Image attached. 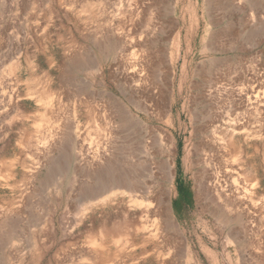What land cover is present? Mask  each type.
Masks as SVG:
<instances>
[{
    "label": "rangeland",
    "instance_id": "374dc122",
    "mask_svg": "<svg viewBox=\"0 0 264 264\" xmlns=\"http://www.w3.org/2000/svg\"><path fill=\"white\" fill-rule=\"evenodd\" d=\"M262 3L0 0V264H264ZM127 96L139 106L130 105L142 119L132 128L136 168L151 192L134 203L111 197L94 207L75 184L88 187L84 174L94 169L87 151L102 141L94 124L107 114L117 126L111 101ZM160 137L174 156L166 182L154 166ZM204 166L217 173V216L206 208ZM227 220L237 227L231 238L221 230ZM179 231L189 256L175 252Z\"/></svg>",
    "mask_w": 264,
    "mask_h": 264
},
{
    "label": "bare ground",
    "instance_id": "6f19581e",
    "mask_svg": "<svg viewBox=\"0 0 264 264\" xmlns=\"http://www.w3.org/2000/svg\"><path fill=\"white\" fill-rule=\"evenodd\" d=\"M131 1V0H130ZM209 2V1H208ZM236 2V1H235ZM250 2H252V0H250ZM260 2V1H259ZM131 3V2H130ZM255 4V3H254ZM261 5H263L264 6V4L262 3ZM240 6V5H239ZM255 6H256V4H255ZM253 6H250L249 8L251 9ZM257 7V6H256ZM257 9V13L256 14H258V9H259V7H257L256 8ZM262 9V8H261ZM252 11H253V9H251ZM255 10V9H254ZM256 12V11H255ZM260 12H261V10H260ZM260 12H259V14H260ZM263 12V11H262ZM148 13H150V12H148ZM253 13V12H252ZM264 13V12H263ZM262 13V14H263ZM254 14V13H253ZM261 14V15H262ZM252 15V14H251ZM253 16V18H254V15H252ZM257 17H259V16H257L256 15V18ZM261 17V16H260ZM264 20V19H263ZM233 22V21H232ZM258 22V21H257ZM165 23V22H164ZM253 23V22H252ZM169 27V26H168ZM223 30V29H222ZM231 31H232V29H231ZM252 31V30H251ZM230 32V31H229ZM210 33V32H209ZM221 33V32H220ZM227 33V32H226ZM232 33V32H231ZM256 33V32H255ZM258 33V32H257ZM212 34V33H211ZM249 34L251 35L252 33H250V31H249ZM261 34V33H260ZM141 35V34H140ZM213 35V34H212ZM222 35H224V34H222ZM255 35V34H254ZM253 34H252V36H254ZM259 35V34H258ZM260 36V35H259ZM211 37V36H210ZM224 37V36H223ZM258 37V36H257ZM212 38V37H211ZM230 38V37H229ZM251 38V37H250ZM249 38V39H250ZM140 39V38H139ZM205 41V40H204ZM223 41V40H222ZM174 42V41H173ZM141 44H143L144 45V43H141ZM180 45V44H179ZM207 45H210V44H207ZM126 47V46H125ZM165 48V47H164ZM208 48H210V46L208 47ZM202 49V48H201ZM122 50V49H121ZM142 50V49H141ZM146 50V49H145ZM126 51V50H125ZM159 51H161V50H159ZM137 52V51H136ZM149 52H150V50H149ZM155 52V51H154ZM153 52V53H154ZM171 52V51H170ZM169 52V53H170ZM135 53V52H134ZM152 52L150 53V54H153ZM157 53V52H156ZM161 53V52H160ZM159 54V53H158ZM136 55H138V54H136ZM141 55V54H140ZM146 55V54H145ZM157 55V54H156ZM160 55V54H159ZM159 55L158 56H156V57H158L159 58ZM127 56H128V54H127ZM132 56V55H131ZM143 55H141L140 57H142ZM161 56H162V54H161ZM160 56V57H161ZM177 56V55H176ZM148 57V55L145 57V58H147ZM151 57V56H150ZM153 57V56H152ZM142 59V58H141ZM147 59H149V58H147ZM160 60V59H159ZM163 60V59H162ZM142 61H144V60H142ZM153 61H156V60H154L153 59ZM174 61V60H173ZM176 61V60H175ZM149 62V61H148ZM158 62H160V61H158ZM171 62V61H170ZM153 63V62H152ZM166 63V62H165ZM126 64V63H125ZM143 64V63H142ZM141 64V65H142ZM145 64V63H144ZM149 64V63H148ZM156 64H157V62H156ZM156 64H155V66H156ZM160 65V64H159ZM165 65V64H164ZM170 65V67H168L169 69V71H174L175 70V63H172V64H169ZM76 66V65H75ZM122 66H124V65H122ZM143 66H145V65H143ZM149 66H150V64H149ZM148 66V67H149ZM168 66V65H167ZM178 66V65H177ZM127 67V66H126ZM135 67V66H134ZM146 67V66H145ZM151 67H152V65H151ZM158 67V66H157ZM161 67V66H160ZM125 68V67H124ZM150 68V67H149ZM165 68V67H164ZM130 69H132V68H130ZM144 69H146V68H144ZM151 69L152 68H150L148 71H149V73L151 72ZM154 69V68H153ZM161 69H162V67H161ZM92 70V69H91ZM146 70V71H147ZM163 70V69H162ZM180 70V69H179ZM120 71V70H119ZM157 71H159L160 72V69H158ZM165 71V70H164ZM143 72V71H142ZM163 72V71H162ZM180 72V71H179ZM230 72V71H229ZM164 73V72H163ZM151 74H153V73H151ZM146 75V74H145ZM160 75H161V73H160ZM169 75V74H168ZM206 75V74H205ZM148 76V75H147ZM151 76V75H150ZM157 75H155V77H156ZM162 76V75H161ZM161 76L159 77V79L161 78ZM151 77H154V76H151ZM216 77V76H215ZM217 78V77H216ZM220 78V77H219ZM137 79V78H136ZM162 79V78H161ZM207 79V78H206ZM142 80V79H141ZM174 80V79H173ZM209 80V79H208ZM207 80V81H208ZM225 80H227L226 78H225ZM158 81V80H157ZM157 81H156V83H157ZM217 82V81H216ZM263 82V81H262ZM159 83H160V81H159ZM162 83V82H161ZM212 83V82H211ZM218 83V82H217ZM161 85V84H160ZM216 85V84H215ZM240 85V84H239ZM212 86V85H211ZM50 87V86H49ZM154 88H155V86H153ZM163 87V86H162ZM178 87H179V85H178ZM210 87V86H209ZM218 86H216V87H214V88H217ZM236 87V86H235ZM164 88V87H163ZM170 88V87H169ZM220 88H221V86H220ZM157 89V88H156ZM156 89H153L152 90V92L155 90L156 91ZM225 89V88H224ZM243 89V88H242ZM150 90V89H149ZM168 90V89H167ZM222 90V89H221ZM230 90V89H229ZM158 91H160V88H159V90ZM215 91V90H214ZM213 91V92H214ZM224 91H227V89L226 90H224ZM233 91V90H232ZM236 91V90H235ZM242 91V90H241ZM45 92H46V90H45ZM50 92V91H49ZM126 92V91H125ZM151 92V93H152ZM231 92V91H230ZM238 92H239V90H238ZM81 93V92H80ZM124 93V92H123ZM155 93V92H154ZM157 93V92H156ZM168 93V92H167ZM212 93V92H211ZM215 93V92H214ZM227 93V92H226ZM236 93V92H235ZM162 94V93H161ZM228 94H230V93H228ZM243 94V93H242ZM58 95V94H57ZM79 95H81V94H79ZM221 95V94H220ZM239 95V94H238ZM107 96H108V94H107ZM111 96H113V95H111ZM115 96V95H114ZM151 96V95H150ZM153 96V95H152ZM157 96V95H156ZM163 96H165V95H163ZM215 96V95H214ZM225 96V95H224ZM236 96V95H235ZM240 96V95H239ZM247 96V95H246ZM117 97V96H116ZM241 97H242V95H241ZM240 97V98H241ZM108 98V97H107ZM174 98V97H173ZM172 98V99H173ZM220 98H221V96H220ZM223 98V97H222ZM228 98V97H227ZM233 98V97H232ZM239 98V99H240ZM248 98H249V96H248ZM109 99V98H108ZM160 99V98H159ZM161 99H162V97H161ZM215 99V98H214ZM243 99V98H242ZM107 100V99H106ZM171 100V99H170ZM228 100V99H227ZM249 100V99H248ZM253 100V99H252ZM255 100V99H254ZM119 101H121L120 99H119ZM163 101H164V99H163ZM215 101V100H214ZM110 101H108V103H109ZM157 102V101H156ZM160 103V102H159ZM161 103H163V102H161ZM173 103V102H172ZM214 103V102H213ZM218 103V102H217ZM216 103V104H217ZM256 103V102H255ZM171 104V103H170ZM99 105V104H98ZM111 105H112V109L110 110V115H111V117L114 119V118H118V120H115L117 123H118V125L116 126V125H112V126H110V122L109 121H107V114H106V116L105 115H102L101 116V118H98V122L96 123V124H94V127H95V130H97L98 132H97V134H99L100 133V139L102 140V141H100L99 143H97L96 145H95V147H91L89 150V152L87 151V162L89 161V162H91V164H89V165H91V167H93L94 169H91V171L90 172H88L87 174H84V175H86V177H87V180H88V182H89V184H88V187H86V184H85V186H81V184L79 183V182H77L78 181V178H77V176L75 175V173L78 175V173H79V171H78V169H76V171H75V173H74V175H75V181L77 182V184H75V187H76V189H75V192H76V190H77V192H80V194L82 195V193L81 192H83V194H85V200H88V201H91L92 203V206H94V207H96L97 206V203H96V200H98V202H101V203H103V204H105V203H107L110 199H111V197H119V201L120 202H124V201H133V203L134 202H136V199L137 198H142V197H145L146 196V194L147 193H150L151 192V186L149 185L150 183H148V181L146 180V179H141L140 178V174L142 173V171H141V169H140V173H138V169L136 168V166H137V164H138V159H135V154H136V146H138V145H136V142L134 141V138H133V127H134V125H136V124H139L140 125V123L142 122V119L137 115V113H135V112H133V110L131 109V107H130V105H133L135 108H139V106L136 104V103H134L133 101H132V99L129 97V96H127V102H122V103H117V102H115V101H111ZM164 105V104H163ZM101 106V105H100ZM166 106V105H165ZM164 106V107H165ZM169 106V105H168ZM168 106H166V107H168ZM220 106V105H219ZM105 107V106H104ZM108 107V106H107ZM133 107V108H134ZM145 107V106H144ZM157 107V106H156ZM155 107V108H156ZM160 107V106H159ZM109 108V107H108ZM218 108V107H217ZM100 109H102V107L100 108ZM99 110V109H98ZM102 110H104V109H102ZM163 110V109H162ZM161 110V111H162ZM220 110V109H219ZM107 111V110H106ZM166 111H167V109H166ZM104 112L105 111H103V114H104ZM137 112V111H136ZM99 113V112H98ZM167 113V112H166ZM201 113V112H200ZM219 113V112H218ZM102 114V113H101ZM157 114H158V112H157ZM165 114V113H164ZM109 115V116H110ZM159 115V114H158ZM166 115V114H165ZM165 115H164V118H166L165 119V121H164V123H167V125H169V123H170V120L168 119V116H166L165 117ZM218 115V114H217ZM249 115V114H248ZM149 116V115H148ZM151 116V115H150ZM162 116V115H161ZM216 116V115H215ZM163 118V119H164ZM216 118V117H215ZM240 119V118H239ZM110 120V119H109ZM151 120V119H150ZM158 120V119H157ZM173 120V119H172ZM93 121H94V118H93ZM112 121V120H111ZM146 121H148V120H146ZM95 123V122H94ZM115 123V122H114ZM229 123V122H228ZM232 123H233V121H232ZM171 124V123H170ZM234 124V123H233ZM43 125V124H42ZM231 125V124H230ZM116 127V128H115ZM138 127V126H137ZM137 127H135L136 128V130H138L137 129ZM145 127V126H144ZM169 127V126H168ZM135 128H134V130H135ZM152 128V127H151ZM161 128H162V126H161ZM160 128V129H161ZM177 128V127H176ZM156 129H158V128H156ZM163 129H164V127H163ZM162 129V130H163ZM173 129V128H172ZM228 129V128H227ZM230 129V128H229ZM143 130V129H142ZM153 130V129H152ZM155 130V129H154ZM153 130V131H154ZM174 130V129H173ZM158 131V130H157ZM156 131V132H157ZM160 131V130H159ZM175 131V130H174ZM228 131V130H227ZM144 132V131H143ZM161 132V131H160ZM241 132V131H240ZM146 133H148V132H146ZM139 134H140V132H139ZM138 134V135H139ZM142 134V133H141ZM162 134H164V133H162ZM167 134V133H166ZM230 134V133H229ZM234 134V133H233ZM244 134V133H243ZM252 134V133H251ZM135 135V134H134ZM137 135V136H138ZM147 135V134H146ZM157 135H159V134H157ZM161 135V134H160ZM227 135V134H226ZM153 136H156V135H153ZM218 136V135H217ZM235 136V135H234ZM243 136V135H242ZM165 137H166V135H165ZM168 137V136H167ZM230 137V136H229ZM228 137V138H229ZM164 138V137H163ZM163 138L162 137H160V143L162 144V147H161V149L159 150V152L158 153H156L157 155H158V158L157 157H155V158H157L156 159V164L154 165V166H156L157 165V170H158V173L160 174V178L163 180V181H171L172 179H171V174H172V167H173V165H174V156H173V152H171V151H173V149L171 150V149H169V146H166V145H164L163 144ZM227 138V140H228V142L230 143V142H232V141H229L230 140V138L228 139ZM233 138V137H232ZM142 140V139H141ZM158 140V139H157ZM237 140V139H236ZM99 141V140H98ZM139 141V140H138ZM147 141V140H146ZM150 141H152V139L150 140ZM226 141V140H225ZM262 141V140H261ZM159 142V141H158ZM227 142V141H226ZM235 142V141H234ZM149 143V142H148ZM150 144V143H149ZM37 145V144H36ZM67 145V144H66ZM142 145H144V144H142ZM148 145V144H147ZM146 145V146H147ZM209 145V144H208ZM230 145H232V144H230ZM241 145V144H240ZM68 146V145H67ZM160 146V145H159ZM236 146V145H235ZM263 146V145H262ZM66 147V146H65ZM139 147V146H138ZM141 147V146H140ZM156 147V146H155ZM78 148V147H77ZM147 148V147H146ZM145 148V149H146ZM151 148V147H150ZM139 149H141V148H139ZM144 149V148H143ZM144 149V150H145ZM176 149V148H175ZM262 149H264L263 147H262ZM69 150V149H68ZM147 150V149H146ZM151 150H152V148H151ZM208 150L209 151H212V150H214V148H213V145H210L209 147H208ZM67 151V150H66ZM150 151V150H149ZM208 151V152H209ZM107 152H108V155H107ZM152 152V151H151ZM262 152H263V150H262ZM226 153V152H225ZM80 154V153H79ZM147 154V153H146ZM152 154V153H151ZM213 153H209V154H205V157H204V159H203V161L204 162H210V159L213 157V155H212ZM218 154V153H217ZM240 154V153H239ZM85 155V154H84ZM138 155V154H137ZM230 156L231 155H233V153L231 154H229ZM61 156V155H60ZM107 156V157H106ZM156 156V155H155ZM221 156V155H220ZM229 156V157H230ZM234 156V155H233ZM233 156H231V158L233 157ZM263 156V155H262ZM86 157V156H85ZM143 157V156H142ZM219 157V156H218ZM140 158H141V156H140ZM220 158V157H219ZM245 158V157H244ZM60 159V158H59ZM198 159H200V157L198 158ZM223 159V158H222ZM240 159V158H239ZM83 160V159H82ZM84 160L86 161V159L84 158ZM224 160V159H223ZM230 160V159H229ZM233 160H237V159H234V158H232V161ZM264 160V159H263ZM59 161V160H58ZM221 161V160H220ZM235 161H233V162H235ZM145 162V161H144ZM148 162V161H147ZM153 162V161H152ZM152 162H150L151 164H152ZM238 162V161H237ZM241 162V161H240ZM86 163V162H85ZM84 163V164H85ZM149 163V164H150ZM227 163V162H226ZM38 164V163H37ZM41 164V163H40ZM87 164V165H88ZM93 164H95V166L93 165ZM234 164V163H233ZM237 164V163H236ZM79 165V164H78ZM138 165H140V163L138 164ZM63 166V165H62ZM62 166H61V168H62ZM80 166H82L81 164H80ZM143 166V165H142ZM145 167H146V164L144 165ZM143 166V167H144ZM237 166V165H236ZM76 167V166H75ZM89 167V166H88ZM144 167V169H146ZM149 167H151V166H149ZM205 167V166H204ZM211 167V166H210ZM210 167H205L204 168V172H203V174H204V179H206L205 181H206V184H205V182L204 181H202V183L204 182V184L206 185L205 186V189L207 190V192L209 193V199H208V203H206V204H208L207 206H206V208H207V210L209 211V214L211 213L213 216H217V215H220L219 214V210H220V208H219V205H218V203H217V199H219V194L217 193V188H216V182H217V173L215 174V173H213V171L211 170V168ZM231 167V166H230ZM239 167H240V164H239ZM215 168H216V166H215ZM224 168H226V167H224ZM148 169V168H147ZM227 169V168H226ZM62 170V169H61ZM86 170V169H85ZM148 170H150V169H148ZM147 170V171H148ZM216 170V169H215ZM222 170V169H221ZM224 170V169H223ZM56 171V170H55ZM230 171V170H229ZM72 172H74V170L72 171ZM149 172V171H148ZM147 172V173H148ZM152 172V171H151ZM228 172V171H227ZM238 172H240V171H238ZM145 173V172H144ZM221 173V172H220ZM225 173V172H224ZM143 174V173H142ZM146 174V173H145ZM151 174V173H150ZM150 174H148V175H150ZM202 174V175H203ZM241 174V173H240ZM73 175V176H74ZM80 175V174H79ZM144 175V174H143ZM155 175V174H154ZM222 175V174H221ZM230 175V174H229ZM239 175V174H238ZM146 176V175H145ZM157 176V175H156ZM232 176V175H231ZM81 177H83V175H81ZM174 177V176H173ZM203 177V176H202ZM145 178V177H144ZM249 178H251V177H249ZM49 179V178H48ZM81 179V178H80ZM156 179V178H155ZM158 179V178H157ZM151 180V179H150ZM251 180V179H250ZM250 180H248V181H250ZM200 181V182H201ZM232 181V180H231ZM87 182V181H86ZM156 182V181H155ZM220 182V181H219ZM224 183H225V181H223ZM222 182V183H223ZM241 182H243V181H241ZM246 182V181H245ZM83 183V182H82ZM153 183V182H152ZM151 183V184H152ZM168 183L169 182H167V185H168ZM222 183H220V184H222ZM247 183H251V181L250 182H247ZM253 183V182H252ZM251 183V184H252ZM156 184V183H155ZM200 184V183H199ZM244 183H242V185H243ZM250 184V185H251ZM159 185V184H158ZM230 185V184H229ZM234 185V184H233ZM240 185H241V183H240ZM241 185V187H243ZM255 185V184H254ZM154 186V185H153ZM156 186V185H155ZM165 186H166V184H165ZM210 186H211V188H210ZM218 186V185H217ZM232 186V185H231ZM235 186V185H234ZM85 187V188H84ZM238 187H240V186H238ZM246 187H249V186H245L244 188L246 189ZM254 187V186H253ZM82 188H84L83 190H82ZM156 188H157V186H156ZM234 188V187H233ZM235 188H236V186H235ZM224 189H225V187H224ZM223 189V190H224ZM239 189H241V188H239ZM239 189H237V190H239ZM244 189V190H245ZM154 190V189H153ZM164 190V188H162L161 187V189H160V191H163ZM169 190V189H168ZM220 190V189H219ZM236 190V189H235ZM244 190H243V192H244ZM72 191H73V189H72ZM247 191V190H246ZM238 192V191H237ZM240 192V191H239ZM248 192H249V190H248ZM200 193V192H199ZM224 193V192H223ZM222 193V194H223ZM235 193V192H234ZM244 193H246V192H244ZM251 193V192H250ZM76 194V193H75ZM160 195H161V193H159ZM164 194V193H163ZM200 194H202V193H200ZM216 195L215 197H217V199H215L214 197H212V195ZM221 194V195H222ZM242 194V193H241ZM168 195V194H167ZM243 195V194H242ZM245 195H247V194H245ZM78 196V195H77ZM248 196H249V194H248ZM161 197H163V196H161ZM239 197V196H238ZM242 197V196H241ZM76 198V197H75ZM147 198V197H146ZM168 198H170V196L168 197ZM229 198H230V196H229ZM246 198V197H245ZM263 198V197H262ZM78 199V198H77ZM144 199V198H143ZM161 199H163V198H161ZM234 199V198H233ZM244 199V198H243ZM27 200V199H26ZM80 200V201H79ZM83 200V199H82ZM84 200V201H85ZM223 200V199H222ZM226 200H227V198H226ZM231 200V199H230ZM230 200L228 201L229 203H230ZM259 200V199H258ZM78 201L79 202H81L82 203V201H81V198H80V195H79V199H78ZM148 201V200H147ZM151 201V200H150ZM159 201V200H158ZM163 201V200H162ZM161 201V202H162ZM171 201V203H172V200H170ZM238 201V200H237ZM236 201V202H237ZM145 202H146V200H145ZM154 202V201H153ZM221 202V201H220ZM225 202H227V201H225ZM132 203V202H131ZM163 203V202H162ZM165 203V202H164ZM90 204V203H89ZM138 204V203H137ZM167 204L168 203H166L165 205L167 206ZM226 204V203H225ZM228 204V203H227ZM235 204V203H234ZM240 204V203H239ZM261 204V203H260ZM79 205V204H78ZM147 206H148V204H147ZM155 206V205H154ZM157 206V205H156ZM161 206V205H160ZM159 206V207H160ZM139 207V206H138ZM150 207H152V206H150ZM246 207V206H245ZM254 207V206H253ZM141 208V207H140ZM152 208H154V207H152ZM156 208H158V207H156ZM156 208H155V210H156ZM162 208H163V204H162ZM172 207L170 206V208L169 209H171ZM224 208V207H223ZM223 208L221 207V209L223 210ZM244 208V207H243ZM98 209V208H97ZM247 209V208H246ZM149 210V209H148ZM151 210V209H150ZM166 210V209H165ZM226 211V210H225ZM246 211V210H245ZM96 212V209L94 208L93 209V207H92V210H91V213L93 214V213H95ZM249 212V211H248ZM153 213V212H152ZM166 213H167V211H166ZM92 214H91V217H93L92 216ZM144 214H145V212H144ZM158 214V213H157ZM141 215V214H140ZM162 215H164L163 213H162ZM80 216H81V214H80ZM155 216V215H154ZM153 216V217H154ZM159 217V216H158ZM164 217H165V215H164ZM170 217V216H169ZM223 217V216H222ZM233 218V217H232ZM140 219V218H139ZM148 219V218H147ZM154 219H156V218H154ZM158 219V218H157ZM167 221H169V220H166L165 221V223H168ZM170 221H172V219L170 220ZM175 221V220H174ZM173 221V222H174ZM229 221H230V219H229ZM14 223V222H13ZM145 223V222H144ZM158 223V222H157ZM154 225H155V223H153ZM169 224V223H168ZM171 225V224H170ZM14 226H16V225H14ZM13 226V227H14ZM163 226V225H162ZM220 226L221 225H219L218 226V228H219V230L221 229L220 228ZM141 227V226H140ZM161 227V226H160ZM222 229L221 230H223L224 229V231H225V233H226V236L227 237H232V235H233V232H236L235 230L236 229H234V227H235V225H234V227L232 226V225H230V223L228 222V220L227 221H225V222H223V224H222ZM235 228H237V227H235ZM14 229V228H13ZM19 229V228H18ZM156 229H157V227H156ZM159 229V228H158ZM161 229V228H160ZM243 228H241V230H242ZM17 230V229H16ZM20 230V229H19ZM176 230V229H175ZM244 230V229H243ZM14 231V230H13ZM139 231V230H138ZM167 231H169V230H167ZM223 231V232H224ZM238 231V230H237ZM245 231V230H244ZM143 232V231H142ZM18 233V232H17ZM148 233H150V232H148ZM147 233V234H148ZM164 233V232H163ZM163 233H161V234H163ZM167 233V232H166ZM165 233V234H166ZM223 234V233H222ZM144 235V234H143ZM155 235V234H154ZM145 236H146V234H145ZM157 236H158V234H157ZM168 236V235H167ZM170 236V235H169ZM235 237V236H234ZM146 238V237H145ZM155 238H156V236H155ZM160 238V237H159ZM140 239V238H139ZM143 239V238H142ZM148 239V238H147ZM158 239V238H157ZM171 239H172V237H171ZM173 239H174V241H176V244H177V248L175 249V252H178V253H180V254H183V252H184V254L186 255V256H189V252H190V247H189V242H188V239L185 237V234L183 233V231H179L178 233H176V235H175V237L173 236ZM229 239V238H228ZM236 239H237V236H236ZM236 239H235V241H236ZM160 240V239H159ZM157 241V240H156ZM170 241V240H169ZM147 242V241H146ZM155 242V241H154ZM226 242H227V240H226ZM234 242V241H233ZM152 243V242H151ZM214 243V242H213ZM215 243H217V242H215ZM214 243V244H215ZM99 244H101V243H99ZM157 244V243H156ZM170 244H172L173 245V242L172 243H170ZM105 245V247H106V244H104ZM103 245V246H104ZM143 245V244H142ZM146 245V244H145ZM155 245V244H154ZM165 245V244H164ZM122 246V245H121ZM163 246V245H162ZM168 246V245H167ZM166 246V247H167ZM170 246V245H169ZM94 247V246H93ZM95 247H97V246H95ZM155 247V246H154ZM157 247V246H156ZM174 247H175V245H174ZM163 248V247H162ZM172 248V247H171ZM204 248V247H203ZM99 249V248H98ZM105 249H107V248H105ZM154 249V248H153ZM152 249V250H153ZM174 249V248H173ZM173 249H172V251H173ZM207 249H208V247H207ZM93 250V249H92ZM95 250H96V248H95ZM142 250V249H141ZM156 250V249H155ZM160 250V249H159ZM170 250V249H169ZM103 251V250H102ZM157 251V250H156ZM211 251V250H210ZM208 252L207 250H206V248H205V251H204V253L207 255V256H210V255H213V253L212 254H210L211 252ZM94 252V251H93ZM96 252V251H95ZM104 252H105V250H104ZM148 252V251H147ZM153 252V251H152ZM169 252V251H168ZM174 252V251H173ZM92 253V252H91ZM99 253V252H98ZM145 253V252H144ZM160 253V252H159ZM162 253V252H161ZM105 254V253H104ZM108 253H106V255H107ZM166 255V254H165ZM103 256V255H102ZM168 257V256H167ZM211 257V256H210ZM213 257V256H212ZM208 258V257H207ZM100 259V258H99ZM210 259H213V258H210ZM209 259V260H210ZM213 261V260H212ZM211 261V262H212ZM96 262V261H95ZM97 262H99V261H97ZM100 264V263H99Z\"/></svg>",
    "mask_w": 264,
    "mask_h": 264
}]
</instances>
